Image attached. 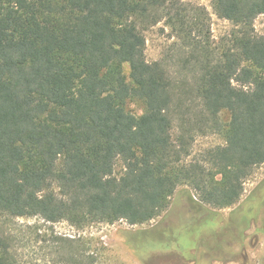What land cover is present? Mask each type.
Instances as JSON below:
<instances>
[{"label": "trees", "instance_id": "trees-1", "mask_svg": "<svg viewBox=\"0 0 264 264\" xmlns=\"http://www.w3.org/2000/svg\"><path fill=\"white\" fill-rule=\"evenodd\" d=\"M211 4L233 25L217 47L206 10L180 0H0V216L142 225L239 201L264 164V36L253 28L264 0ZM161 21L179 40L182 80L166 59L146 61L144 32ZM179 93L223 145L187 160L191 138L170 133ZM180 186L197 202L188 192L172 205ZM0 264H13L1 236Z\"/></svg>", "mask_w": 264, "mask_h": 264}, {"label": "rangeland", "instance_id": "rangeland-1", "mask_svg": "<svg viewBox=\"0 0 264 264\" xmlns=\"http://www.w3.org/2000/svg\"><path fill=\"white\" fill-rule=\"evenodd\" d=\"M180 1L206 10L215 47L228 38L233 25L214 14L211 0ZM253 28L264 36V16L256 17ZM144 38L146 61L166 59L173 77L182 80L176 61L179 40L172 37L163 21L146 29ZM124 72L128 75L127 67ZM126 109L136 117L143 113L142 104L134 100L126 103ZM170 116L171 140L177 143L181 136L191 138L187 160L224 144L223 137L203 123L198 101L179 93ZM228 118L224 113L221 120L227 122ZM122 169L118 163L116 175ZM242 188L239 201L231 207L197 204L196 211L191 212L190 207L184 215L173 213L170 217L163 213L142 225L121 220L78 227L66 221L46 222L39 216L2 215L0 236L8 245L13 264H264V164L253 169ZM188 192L197 202L195 192L180 186L170 203L174 205L177 197L183 199ZM70 253L74 254L71 260Z\"/></svg>", "mask_w": 264, "mask_h": 264}, {"label": "flooded vegetation", "instance_id": "flooded-vegetation-1", "mask_svg": "<svg viewBox=\"0 0 264 264\" xmlns=\"http://www.w3.org/2000/svg\"><path fill=\"white\" fill-rule=\"evenodd\" d=\"M192 205L194 206V204H192ZM194 207H195V206H194ZM193 211H195V210L192 209L191 212H193ZM231 219H232V218H231Z\"/></svg>", "mask_w": 264, "mask_h": 264}]
</instances>
